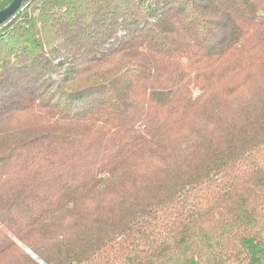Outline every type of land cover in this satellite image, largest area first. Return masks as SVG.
<instances>
[{
  "label": "trees",
  "instance_id": "16d2710c",
  "mask_svg": "<svg viewBox=\"0 0 264 264\" xmlns=\"http://www.w3.org/2000/svg\"><path fill=\"white\" fill-rule=\"evenodd\" d=\"M22 5L0 25V264L262 263L264 0Z\"/></svg>",
  "mask_w": 264,
  "mask_h": 264
},
{
  "label": "water",
  "instance_id": "95a60500",
  "mask_svg": "<svg viewBox=\"0 0 264 264\" xmlns=\"http://www.w3.org/2000/svg\"><path fill=\"white\" fill-rule=\"evenodd\" d=\"M23 1L24 0H12L7 6L0 10V25L8 21L21 8ZM32 255L36 257L34 254Z\"/></svg>",
  "mask_w": 264,
  "mask_h": 264
},
{
  "label": "rangeland",
  "instance_id": "374dc122",
  "mask_svg": "<svg viewBox=\"0 0 264 264\" xmlns=\"http://www.w3.org/2000/svg\"><path fill=\"white\" fill-rule=\"evenodd\" d=\"M22 6H23V5H22ZM25 250H26L27 252L29 251L28 253H31V254H32V252H31L29 249L26 248ZM262 263L264 264V257L262 258Z\"/></svg>",
  "mask_w": 264,
  "mask_h": 264
},
{
  "label": "built area",
  "instance_id": "2783aa9c",
  "mask_svg": "<svg viewBox=\"0 0 264 264\" xmlns=\"http://www.w3.org/2000/svg\"><path fill=\"white\" fill-rule=\"evenodd\" d=\"M260 264H263V263H260Z\"/></svg>",
  "mask_w": 264,
  "mask_h": 264
}]
</instances>
